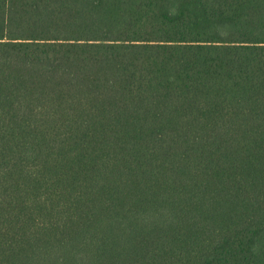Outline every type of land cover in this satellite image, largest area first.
Wrapping results in <instances>:
<instances>
[{"label":"trees","instance_id":"16d2710c","mask_svg":"<svg viewBox=\"0 0 264 264\" xmlns=\"http://www.w3.org/2000/svg\"><path fill=\"white\" fill-rule=\"evenodd\" d=\"M0 264H264V0H0Z\"/></svg>","mask_w":264,"mask_h":264}]
</instances>
